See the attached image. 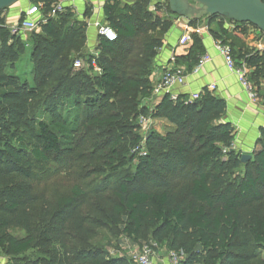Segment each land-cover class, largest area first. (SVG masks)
I'll list each match as a JSON object with an SVG mask.
<instances>
[{"label": "trees", "instance_id": "trees-1", "mask_svg": "<svg viewBox=\"0 0 264 264\" xmlns=\"http://www.w3.org/2000/svg\"><path fill=\"white\" fill-rule=\"evenodd\" d=\"M55 2L30 0V5H40L46 20L30 37L33 58L45 71L40 87L49 79L53 81L52 91L45 98V106L53 113L49 123L32 114L37 91L20 84L8 72L24 45L10 36L5 20L0 18V252L8 264H134L108 258L101 247L84 240L90 221L83 212V199L88 195L79 185L54 204L38 200L34 193L37 164L69 165L86 155L89 147L81 124L78 120L70 122L64 105L59 104L61 89L76 95L75 109L84 105V109L98 113L88 118L84 128L109 133L102 149L106 150L105 163L114 173L127 165L120 146L128 143V138L132 147L142 142L134 134L135 116L166 122L162 136L150 135L145 140L147 152L137 166L138 177L152 175L162 184L155 192H145L130 187L133 178L120 181L112 193L116 203L102 226L117 229L134 241H142L148 234L158 247L163 245L167 251L181 254L179 264H264V128L259 130L250 159L242 164V155L233 150L235 131L223 123L227 108L223 100L203 91L191 102L188 96L178 95L174 102L164 96L153 108L141 106L151 99L153 62L171 28L159 9L155 8L154 14L148 10L150 0H137L134 6L105 0L104 23L115 31L117 39H98L97 51L103 56L96 62L101 73L93 77L91 96L81 102L85 94L78 84H65L70 73L69 53L79 52L87 25L77 21L69 8L50 18ZM166 12L173 16L168 7ZM89 16L90 12L84 18ZM206 19L208 25H218L213 41L229 46L233 59L252 70L248 81L264 105V54L235 50L222 27L227 22L234 25V31L244 32L242 26L246 24L217 16ZM200 20L189 21V26H199ZM144 36L143 56L134 66L136 71L130 75L119 72L105 55L117 54L124 63L129 51L124 48L119 52L120 43ZM203 55L201 37L193 35L188 55L176 58V65L182 64L191 72ZM90 61L88 56L87 64ZM177 173L184 174L185 180L168 186V177ZM14 230L23 236L12 235Z\"/></svg>", "mask_w": 264, "mask_h": 264}, {"label": "rangeland", "instance_id": "rangeland-1", "mask_svg": "<svg viewBox=\"0 0 264 264\" xmlns=\"http://www.w3.org/2000/svg\"><path fill=\"white\" fill-rule=\"evenodd\" d=\"M120 2L123 5L129 6L137 4V0H120ZM94 3V7L89 4L83 6L81 12L76 15V19L82 20V15L84 18L85 15L90 12V16L86 18V20L91 23L94 20H98L97 18L100 15V10L102 9H100V7L105 4V0H94ZM24 4L30 6V0H22L15 5L14 8L24 6ZM167 7L168 0H150V5L148 6V10L152 14L155 13V8L159 9L161 11L159 14L162 19L164 21L168 20L171 22V28L163 36V40L164 37L172 35L171 31L174 24H177L178 21L180 22H178V25L184 24L185 21L182 18H180L182 20H177V17L167 14ZM1 16L2 15H0V18ZM200 19L199 26H205L206 17L202 15ZM83 20H85V18ZM90 27L94 28L92 25ZM88 33L89 29L87 26L85 31L86 38L84 42H81L78 50L79 52L71 51L69 53L70 61L67 65V71L70 73L65 84V86L70 85L72 82L78 84V87L85 94L82 96L80 100L81 102H83L84 98H87V96H91L94 91L93 84L95 80L93 77L96 76V74L88 70V56L96 55V58L103 56L102 53L97 51V36L95 40L91 42L88 37ZM178 34H176V39ZM174 38L175 36L173 35L168 39L170 40ZM145 40L144 36L134 42L125 41L123 45L120 43L119 52H122L124 48H127L129 51L126 55L127 57L124 63L117 54L114 56H105L112 59V62H115L119 72L125 71L128 75H130L136 71V68H134L135 64H138L142 60V44ZM22 43L24 45L22 46L23 53L17 57L15 63L12 65V69H9L8 72L16 76L20 84L37 91V97L31 103L32 114L35 118L49 123L52 120L53 113L45 106V98L48 97L52 91L51 87L53 86V81L49 79L46 82L47 85L40 87L42 80H45V71L41 70V62L34 60L33 58V39L31 37H27L26 41ZM125 53L126 52H124V55ZM160 53H162L160 50L156 52L152 73L155 71L154 66L156 59L158 60L160 57ZM74 60L75 62L78 61L81 64L80 69H74L72 65V61ZM67 91H70V89L60 90L61 94L59 104L64 105V110L69 115L68 118L70 122L78 120L77 123L81 124V130H83V133L86 134L85 142L89 145V147L87 148L86 155L81 156L79 160L69 165H57L55 163H49L46 165L37 164L35 166V170L33 171L32 185L34 193L38 200L40 199L41 201H47L50 204H54L59 197L69 196L73 187L79 185L88 195L83 199V203L86 204L83 208V212L90 221L86 227L88 234L84 236V240L97 244L106 253L108 258L128 261L130 260V256L134 252L138 251L143 244L153 242L151 237L146 234L142 241L129 240L120 235L117 229L104 225L102 226V223H105V218H108L111 213L112 206L116 203V199L112 193L115 191L120 181H128L133 178L135 181L130 185V187H139L145 192H155L158 190V186L162 184L157 182L152 175L145 176L144 178L138 177L137 166L140 157H143V155L147 152L145 140L150 135L162 136L165 133L166 122L162 120H155L148 129L143 131L138 123L139 117L135 116L133 124L136 126V130L134 131V134L138 135L142 142L137 147H132L129 143L131 138H128V143L120 146V150H122V153L124 152L123 157L127 165L125 168L118 169L116 173H114L109 167H107L105 163L106 150L102 149L103 142L106 137H108L109 133L93 128H84V124L86 125L88 118L90 116H97L98 113L88 110L86 107L84 109V105H81L79 109H75L74 103L76 101V95H74L73 92H71V94H66ZM149 104V101L145 100L142 102L141 106H147L150 109L151 105ZM63 105L61 107H63ZM131 158H133V161L129 163ZM167 180L168 186L172 187L182 183L185 180V177L184 174L177 173L170 175ZM98 188L99 190H96ZM92 191L95 192L94 195H91L93 193ZM11 234L14 236H23L22 232L16 230L11 231ZM158 249L159 250L156 251V263L162 264L161 261H167L168 259V251L163 245H159ZM0 264H8V258L2 252H0Z\"/></svg>", "mask_w": 264, "mask_h": 264}, {"label": "crops", "instance_id": "crops-1", "mask_svg": "<svg viewBox=\"0 0 264 264\" xmlns=\"http://www.w3.org/2000/svg\"><path fill=\"white\" fill-rule=\"evenodd\" d=\"M61 1L65 8H69L71 10L75 16V19L76 15L81 12L83 6L89 4L94 7L95 4L94 0ZM103 6L104 4L100 7V9H102L100 10V15L97 18L98 20H94L92 23L86 20V18L83 20V15L81 17L82 20L76 19L79 22L86 23L88 26V37L90 38L91 42L95 40L96 34L95 29L91 28L90 26L95 22H104ZM28 7L29 6L25 4L21 7H12L2 12L1 18L5 20L7 26H11L18 21L21 13ZM229 25V23L223 22L222 27L228 34L231 42H233L235 50L241 51L242 53L253 51L258 52L259 54H264V38L257 29L255 30L250 25H243L242 28L245 30L244 32L242 31V33L240 29L239 31H234ZM183 26V24H174L171 31L172 35L169 37H164L163 45L161 49H159L162 51V53H160L159 59H156L154 66L155 71L150 75L152 87L157 83L162 73L167 68L171 67V65L168 63L171 55L175 54L176 58L178 59H185L188 55L191 43L185 47H180L178 45V40L183 34ZM205 26L208 28V31L200 37L205 54L211 58V62L203 66L200 72L197 74H192V71L186 72V66L178 64V66L185 72L186 84L185 86L179 88L177 93L178 95L189 97L191 94L206 91L207 87L215 84L216 90L210 94L226 103L227 108L226 114L223 118V123L230 124L235 131L233 150L240 154L249 155V153L254 150L255 143L259 138V130L264 128V105L259 99H257L255 102H251L248 99L245 90L240 85L237 77L229 74V72L226 70L223 59L214 49L213 33L216 31L218 25H208V21L206 19ZM176 34H178L177 39ZM173 35L175 38L169 40L168 38L172 37ZM251 72L252 70L250 69L249 73ZM154 102H156V100H149V105H151L150 108L155 106Z\"/></svg>", "mask_w": 264, "mask_h": 264}, {"label": "built area", "instance_id": "built-area-1", "mask_svg": "<svg viewBox=\"0 0 264 264\" xmlns=\"http://www.w3.org/2000/svg\"><path fill=\"white\" fill-rule=\"evenodd\" d=\"M70 1V0H69ZM73 1V0H72ZM53 11L49 14L50 18H54L56 13H60L63 11L65 6L63 5L61 0H56L53 5ZM177 20H182L177 18ZM184 20V19H183ZM45 18L40 14V5H30L25 11H23L18 19V21L11 25L7 26L9 30L10 36L19 39L20 41H26L27 37H30L34 33H38L40 31V25L45 24ZM179 22V21H178ZM177 22V24H179ZM233 23V22H232ZM182 25V24H180ZM183 34L178 40V45L180 47H185L188 44L192 43V36L198 35L202 36L208 31V28L205 26L191 27L189 26V21H184L183 24ZM96 30L97 39L102 38L108 42H115L117 39V35L115 31L110 28L104 22H95L92 25ZM230 27H234L233 24L229 25ZM10 42V41H9ZM214 49L218 52L221 58L224 61L226 70L229 74L237 77L240 85L245 90L248 99L251 102H255L257 100L256 89L253 85L248 81L249 71L250 69L247 65L241 61L237 62L233 59L231 55L230 47L222 44L221 41H214ZM97 56L92 55L91 61L88 65L89 68H92L93 73L100 74L101 69L97 65ZM211 62V58L205 54L199 60L197 65L193 68L192 74H197L200 72L203 66ZM171 67L167 68L162 75L160 76L157 83L152 87L151 99L158 100L161 97L168 96L171 101H175L178 97L177 90L186 84V75L182 68L176 65V56L175 54L171 55L169 62ZM74 69H80L81 64L77 61L73 64ZM216 90L215 84L207 87L206 91L211 93ZM203 92H197L191 94L189 98V102L198 100ZM153 120L150 116H140L138 123L142 130H146L152 124ZM144 156V155H143ZM158 246L154 242H149L143 244L140 249L134 252L130 256V261L134 264H157L156 263V251H158ZM181 254H177L176 252L168 251V259L167 261H161L162 264H179L181 261ZM159 261V260H158Z\"/></svg>", "mask_w": 264, "mask_h": 264}, {"label": "water", "instance_id": "water-1", "mask_svg": "<svg viewBox=\"0 0 264 264\" xmlns=\"http://www.w3.org/2000/svg\"><path fill=\"white\" fill-rule=\"evenodd\" d=\"M22 0H0V12L8 10ZM171 15L186 21L217 16L238 24H246L257 29L264 38V1L263 0H168ZM250 159L242 155L244 164Z\"/></svg>", "mask_w": 264, "mask_h": 264}]
</instances>
